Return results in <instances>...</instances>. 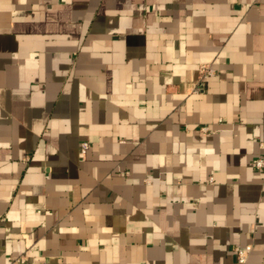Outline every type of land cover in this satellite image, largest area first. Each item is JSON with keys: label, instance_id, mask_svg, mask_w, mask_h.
I'll list each match as a JSON object with an SVG mask.
<instances>
[{"label": "crops", "instance_id": "1", "mask_svg": "<svg viewBox=\"0 0 264 264\" xmlns=\"http://www.w3.org/2000/svg\"><path fill=\"white\" fill-rule=\"evenodd\" d=\"M258 159L264 0H0V264H264Z\"/></svg>", "mask_w": 264, "mask_h": 264}, {"label": "built area", "instance_id": "2", "mask_svg": "<svg viewBox=\"0 0 264 264\" xmlns=\"http://www.w3.org/2000/svg\"><path fill=\"white\" fill-rule=\"evenodd\" d=\"M213 70L209 66H203L200 71V79H199V88L197 91H199L203 87V81L208 79L209 77L213 76ZM203 131H208L207 128H203ZM90 150V144L88 142H84L81 145V151L83 154H86ZM255 167L261 171L264 172V160L263 159H258L255 162ZM252 250L251 246L247 247H235L234 252L236 253L237 260L239 264H245L248 261L249 254Z\"/></svg>", "mask_w": 264, "mask_h": 264}]
</instances>
